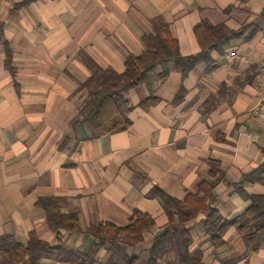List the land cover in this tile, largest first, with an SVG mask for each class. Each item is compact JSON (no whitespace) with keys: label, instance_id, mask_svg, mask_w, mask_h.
Listing matches in <instances>:
<instances>
[{"label":"crops","instance_id":"obj_1","mask_svg":"<svg viewBox=\"0 0 264 264\" xmlns=\"http://www.w3.org/2000/svg\"><path fill=\"white\" fill-rule=\"evenodd\" d=\"M23 1L0 0V236L27 244L34 235L56 245L38 202L58 198L64 215H78L83 233L92 225L127 226L134 211L149 215L156 225L144 235L147 256L145 249L168 221L150 191L157 187L183 200L201 181H214L208 175L212 160L224 175L212 206L223 219L241 216L251 205L248 195H264L263 186L250 182L240 190L243 178L264 163V103L257 87L264 0H36L15 11ZM157 17L169 25L184 56L200 52L194 28L202 21L251 31L211 54L217 66L211 75L201 63L183 79L170 62L149 83L125 93L134 107L127 131L95 138L86 125L73 128L86 98L84 91L77 94L78 84L92 75L79 54L123 73L127 56L142 54L141 38ZM232 51L237 58H228ZM164 71L168 77L160 83ZM181 87L184 97L175 102ZM152 91L160 101L144 111L138 105ZM205 219L201 213L189 224L190 250H204V264H264V246L248 253L246 233L236 229L227 233L224 247L211 248L201 227ZM82 232L59 236L64 250L88 256L79 263L117 258ZM177 237L179 247L161 246L157 255L187 264L182 230H174L170 241ZM100 250L110 255L103 263L90 256ZM40 264L70 263H61L53 250Z\"/></svg>","mask_w":264,"mask_h":264},{"label":"trees","instance_id":"obj_2","mask_svg":"<svg viewBox=\"0 0 264 264\" xmlns=\"http://www.w3.org/2000/svg\"><path fill=\"white\" fill-rule=\"evenodd\" d=\"M36 0H24L15 6V11L27 7ZM264 15V14H263ZM152 32L141 38L143 52L139 56H127L123 73L116 72L113 68H102L96 64L86 53L81 52L79 58L91 70L92 75L85 83H79L77 94L86 93V98L79 107V118L73 123V128L88 126L95 138L113 135L127 131L132 122L130 113L134 109L127 100L125 93L150 81V76L159 67H164L174 62L180 70L183 79L198 64L206 66L205 73L211 75L217 66L211 54L216 51L223 53V49L233 40L239 39L251 31L250 26H243L238 30H230L224 26H213L208 21L200 22L194 33L201 47L197 55L184 56L179 50L178 40L172 35L169 25L162 17L154 18L151 22ZM6 43V42H5ZM7 51V64L10 57ZM168 71L158 75L160 83H164ZM153 92V91H152ZM185 94L181 87L175 102H180ZM160 100L154 97V92L149 98L142 101L138 107L148 111ZM214 107H208L209 112ZM208 175L213 182L201 181L195 192H189L183 200H178L167 195L163 190L155 187L150 191L149 197L156 198L163 204L167 224L162 228L161 234L151 240V247L147 250V257L143 260L139 256H129L125 253L120 259L114 255L110 264H177L176 262L162 261L157 255L164 242L171 239L174 230L179 229L184 233V243L187 255V264H204V250L199 248L190 250L193 244L191 228L189 226L201 213H206V219L201 222L204 236L208 245L218 251L225 246V236L231 229H236L244 235V243L248 253H257L264 246V195H248L250 207L238 218L227 221L212 206L216 202L214 194L215 185L223 178L220 164L210 161ZM250 182L264 187V163L253 173L245 176L240 184ZM243 192V191H242ZM61 200L58 198H41L38 206L45 211L49 228L57 234L58 243L51 245L38 240L34 235L27 244H22L14 236H0V264H40L45 255L53 250L59 251L61 263L92 264L81 262L82 257H88L81 252L71 253L61 247L60 233L62 231L73 234L81 233L77 214L64 215L61 212ZM156 222L149 215L134 211L130 224L124 227L112 223L92 225L83 233L91 237L96 248L111 251L122 237L121 243L129 247H137L146 243L145 233L149 232ZM233 261L223 264H234Z\"/></svg>","mask_w":264,"mask_h":264},{"label":"rangeland","instance_id":"obj_3","mask_svg":"<svg viewBox=\"0 0 264 264\" xmlns=\"http://www.w3.org/2000/svg\"><path fill=\"white\" fill-rule=\"evenodd\" d=\"M147 238L150 239L152 237H147ZM121 239H122L121 241H123L124 237H122ZM121 241H119V243H117V245L115 247H112L113 252L117 256V258L120 259L125 253H127V255H129V256H139L143 260H145L147 258L146 253H144V249H143L147 245L146 246L145 245H139V247L131 248L128 245H125L124 243H121ZM170 242H171L170 240H167L166 242H164L162 244V246L163 247L164 246H168L169 247V245H171V244H174V246H176V247L180 246L179 237H177V240L175 242H171V243ZM145 251H147V250L145 249ZM90 256L95 257L96 260H98V261L101 260L102 262H100V263H103V262L106 261V259H108V257L110 255H109V253L106 254V253H104L103 250H100V252H98V253L96 252L95 254H94V252H92V255H90ZM104 264H110V263L106 262ZM119 264H121V263H119ZM178 264H185V262L181 258H179L178 259Z\"/></svg>","mask_w":264,"mask_h":264},{"label":"built area","instance_id":"obj_4","mask_svg":"<svg viewBox=\"0 0 264 264\" xmlns=\"http://www.w3.org/2000/svg\"><path fill=\"white\" fill-rule=\"evenodd\" d=\"M237 56V53L234 51L228 54L229 59H235ZM257 87L260 95V103H264V56L260 60Z\"/></svg>","mask_w":264,"mask_h":264}]
</instances>
